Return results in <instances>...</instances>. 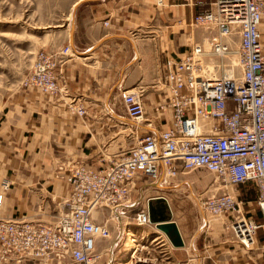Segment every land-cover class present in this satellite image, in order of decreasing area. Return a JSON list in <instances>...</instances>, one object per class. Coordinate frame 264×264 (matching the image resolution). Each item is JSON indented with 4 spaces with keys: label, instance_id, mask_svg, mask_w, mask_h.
Instances as JSON below:
<instances>
[{
    "label": "built area",
    "instance_id": "obj_1",
    "mask_svg": "<svg viewBox=\"0 0 264 264\" xmlns=\"http://www.w3.org/2000/svg\"><path fill=\"white\" fill-rule=\"evenodd\" d=\"M155 5L163 7L165 0H156ZM263 18L264 0H213L210 8L195 13L192 23L214 34L208 49L187 42L186 55L166 61L161 79L169 98L155 110L171 109L169 128L148 131L132 148L105 156V166L98 169L60 164L57 170L65 172L70 188L63 201L64 213L54 223L0 217V260L63 264L68 258L70 264H92L96 241L111 235L107 223L96 219L99 208L113 213L131 204L139 180L153 183L160 179L161 171L173 177L178 171L198 167L231 185L251 183L257 190L261 221L246 217L242 202L228 191L197 199L205 214L228 217L227 229L246 249L256 243L258 229L264 241V52L259 40ZM72 53L70 45L38 51L23 84L38 87L51 98H64L71 113L84 117L87 110L59 84L55 71ZM230 55L238 57L242 65L238 77L227 74L231 67L227 61L219 78L208 77L214 71H204L206 62L216 69L225 58L230 61ZM119 97L129 118L151 128L141 91L122 89ZM2 196L0 193V202ZM133 216L136 225H151L147 206Z\"/></svg>",
    "mask_w": 264,
    "mask_h": 264
},
{
    "label": "crops",
    "instance_id": "obj_2",
    "mask_svg": "<svg viewBox=\"0 0 264 264\" xmlns=\"http://www.w3.org/2000/svg\"><path fill=\"white\" fill-rule=\"evenodd\" d=\"M155 1L99 0L89 12L80 14L71 39H67L74 54L56 73L58 82H64L71 94L79 100L82 96L87 116L70 113L64 98H51L36 87L23 89L4 103L0 113V217L55 222L70 195L65 172L58 171V165L79 163L98 169L100 158L132 148L148 131L169 128L171 109L155 110L169 98L161 79L167 70L166 61L186 55L187 42L209 48L214 32L195 26L192 17L208 9L212 0H165L163 7L155 6ZM259 32L264 52V18ZM235 36L239 42V33ZM208 65L210 71L216 70L215 65ZM122 89L142 92L151 128L128 117L119 97ZM127 137L134 139V145L128 147ZM190 171L170 182L163 181L166 174L161 171L160 188L176 196L173 191L178 184L190 190L207 185L201 172ZM240 188L245 190L247 184ZM212 190H205L208 196ZM255 199L246 194L244 203L250 206ZM169 204L184 245L174 248L165 235H159L160 246L176 254L177 263L188 264L192 253L203 255L198 264H205L206 257L213 264H264V241L255 238L256 245L247 252L233 244V236L224 226L228 217L209 224L203 213L193 218L188 216V208L182 211ZM250 212L253 217L260 215L258 209ZM131 237L145 239L150 234L134 232ZM0 264L50 263L10 259L0 260Z\"/></svg>",
    "mask_w": 264,
    "mask_h": 264
},
{
    "label": "rangeland",
    "instance_id": "obj_3",
    "mask_svg": "<svg viewBox=\"0 0 264 264\" xmlns=\"http://www.w3.org/2000/svg\"><path fill=\"white\" fill-rule=\"evenodd\" d=\"M78 1L80 2L77 3ZM97 1L99 0H0V113L4 103L10 100L17 92L33 87L24 85L23 79L33 64L35 54L40 50H60L69 44L67 39L68 37L71 39L73 28L79 20L80 14L89 12ZM210 4L208 8H210ZM190 37L192 38V36ZM226 63V61H222V65L216 68L214 73L221 72L223 64ZM61 65H58L56 69ZM239 74L240 68L236 66L234 75L238 76ZM59 84L64 85L65 83ZM79 97L81 98L79 103L85 107L82 102V96L80 95ZM138 124L143 125V123ZM132 137L134 138V136ZM133 138H126L128 147L134 145ZM104 159V157L100 158L101 166L106 164L105 160L107 159ZM185 172L187 171H178L173 177L165 176L163 181L167 182L172 178H176L180 173ZM192 172H201L202 178L207 182V185L203 188L193 189L191 187L190 190L182 184H178L173 191L176 196H173L172 194L168 195L169 191L160 188L162 180L154 184L146 180V182L139 180L133 190L131 204L120 206L113 213L108 209L99 208L96 212V219L98 222L107 223L111 235L109 238L96 241L95 257H93L92 264H181L177 263L176 254H172L166 251L164 246H160L159 235L164 238L163 233L155 229L152 224V226H138L134 221V213L146 204L149 196L166 195L165 197L172 202L173 208H182V211L183 208H188V216L193 218L195 216L199 217L200 213L198 212H201V214H204L205 221L209 224L217 220H223L225 217H217L209 213L207 215L202 211L197 196H208L209 191L205 190H209V188L214 189L210 191L212 195L225 191L236 195L237 199L242 202V211L246 217L252 216L250 209L257 211L256 199L251 205L249 204L250 206L244 203L246 194L252 198L254 196L257 197V190L250 186L251 183H245L247 188L243 190L240 185H231L224 180L217 179L214 173L207 171L205 168L190 171V173ZM253 218H255L254 220L256 218L257 220L259 219L256 216ZM56 221H58L57 218ZM224 226L227 229V226ZM143 231L149 233L150 237L145 239L135 237L136 249L132 253L125 251V243H127L128 237H131L134 232L140 233ZM226 231L231 233L230 229ZM232 243L240 246L246 252L256 245L255 243L250 249H246L238 240L232 239ZM200 255L190 253L187 259L188 264H198L199 260H201L200 258L203 257V255ZM204 262L205 264H213L211 258L207 257L206 259L204 258ZM63 264H70L69 259L65 258Z\"/></svg>",
    "mask_w": 264,
    "mask_h": 264
},
{
    "label": "water",
    "instance_id": "obj_4",
    "mask_svg": "<svg viewBox=\"0 0 264 264\" xmlns=\"http://www.w3.org/2000/svg\"><path fill=\"white\" fill-rule=\"evenodd\" d=\"M147 209L150 223L162 231L173 247L184 245L180 230L174 220L167 200L162 196L148 199Z\"/></svg>",
    "mask_w": 264,
    "mask_h": 264
},
{
    "label": "bare ground",
    "instance_id": "obj_5",
    "mask_svg": "<svg viewBox=\"0 0 264 264\" xmlns=\"http://www.w3.org/2000/svg\"><path fill=\"white\" fill-rule=\"evenodd\" d=\"M103 23H104V21H103ZM194 25H195V23H194ZM195 26H197V25H195ZM197 27H200V26H197ZM239 40H240V38H239ZM260 40V39H259ZM197 44H199V45H201L202 46V44H200V43H197ZM262 47V46H261ZM263 51V50H262ZM207 55V54H206ZM206 55H204V56H206ZM210 56V58H212V59H216L217 57L218 58H221V57H219V56H214V55H209ZM208 56V57H209ZM230 57H231V55H230ZM225 59H227V58H225ZM231 60L230 61H228V63H230L231 64V67H229L230 69L229 70H227L228 71V73L227 74H232V73H234V68L236 67V66H238L240 69L242 68V65H241V63L238 61V57H231L230 58ZM228 60V59H227ZM205 61H203V63H204ZM208 64H211V65H213V63L212 62H206V66H203V67H207V69H205L204 71L206 72L207 70L208 71H210L209 70V65ZM208 77H211V79H217V78H219V76H217V75H215L214 73H212L211 75H209ZM236 77H238V76H236ZM38 88V87H37ZM41 90V89H40ZM50 97V96H49ZM85 108V107H84ZM68 109V108H67ZM196 169H204L203 167H198V168H193V169H191V170H196ZM208 171V170H207ZM212 195V194H211ZM152 198V197H151ZM150 199V198H149ZM64 211H65V209H64V206H63V210H62V212H61V214H60V216H62V214L64 213ZM54 223V222H53ZM153 225V224H152ZM139 226V225H138ZM141 226H148V225H141ZM157 229V228H156ZM159 230V229H158ZM160 231V230H159ZM160 232H162V231H160ZM163 233V232H162ZM164 234V233H163ZM165 235V234H164ZM166 236V235H165ZM233 236V235H232ZM143 238V237H142ZM233 238H235L234 236H233ZM256 238V237H255ZM173 247V246H172ZM174 248H178V247H174ZM136 249V243H135V239L133 238V237H128V241H127V243H126V249H125V251L127 250V251H130V253H132V251L133 250H135ZM124 252V251H123Z\"/></svg>",
    "mask_w": 264,
    "mask_h": 264
},
{
    "label": "trees",
    "instance_id": "obj_6",
    "mask_svg": "<svg viewBox=\"0 0 264 264\" xmlns=\"http://www.w3.org/2000/svg\"><path fill=\"white\" fill-rule=\"evenodd\" d=\"M257 217L259 218L258 220L261 221L260 215H257ZM256 237L259 238L260 240L263 239V233L261 229L257 230Z\"/></svg>",
    "mask_w": 264,
    "mask_h": 264
}]
</instances>
